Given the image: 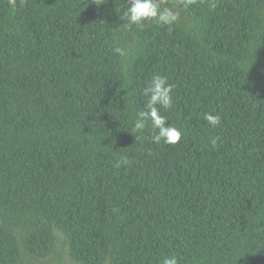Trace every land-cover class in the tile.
<instances>
[{
  "label": "trees",
  "instance_id": "16d2710c",
  "mask_svg": "<svg viewBox=\"0 0 264 264\" xmlns=\"http://www.w3.org/2000/svg\"><path fill=\"white\" fill-rule=\"evenodd\" d=\"M97 2L0 0V264H264V0ZM154 75L176 146L134 130Z\"/></svg>",
  "mask_w": 264,
  "mask_h": 264
},
{
  "label": "clouds",
  "instance_id": "9594fccd",
  "mask_svg": "<svg viewBox=\"0 0 264 264\" xmlns=\"http://www.w3.org/2000/svg\"><path fill=\"white\" fill-rule=\"evenodd\" d=\"M91 3L97 6L103 4L98 3L97 0H91ZM127 5L128 7L123 17L125 23L122 25L125 29H131L134 26L142 27L150 22L157 25L169 26L176 19L170 9L166 7L161 8L160 0H128ZM115 52L118 55H124L119 47L115 49ZM174 87V85L168 82L167 77L154 75L143 89V94L146 97L145 108L137 113L134 130L135 132H143L150 126L152 131L151 139L155 144L163 142L166 145L176 146L182 140L183 134L181 130L175 124L167 125V121L169 120L160 114L161 109L171 108ZM204 120L213 128L220 124V117L214 113L206 112ZM218 139V137L213 138L210 143L215 146ZM127 163L128 161L125 157L117 166L119 167L120 164ZM161 264H180V260L173 254L165 256Z\"/></svg>",
  "mask_w": 264,
  "mask_h": 264
}]
</instances>
